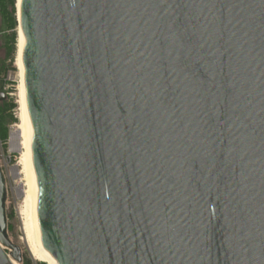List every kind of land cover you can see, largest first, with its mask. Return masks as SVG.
Here are the masks:
<instances>
[{
  "label": "water",
  "instance_id": "water-1",
  "mask_svg": "<svg viewBox=\"0 0 264 264\" xmlns=\"http://www.w3.org/2000/svg\"><path fill=\"white\" fill-rule=\"evenodd\" d=\"M20 10L38 217L58 264H264V0ZM6 194L0 167V264H15Z\"/></svg>",
  "mask_w": 264,
  "mask_h": 264
},
{
  "label": "rangeland",
  "instance_id": "rangeland-1",
  "mask_svg": "<svg viewBox=\"0 0 264 264\" xmlns=\"http://www.w3.org/2000/svg\"><path fill=\"white\" fill-rule=\"evenodd\" d=\"M17 17L19 23L18 0ZM19 25L20 23L16 28L17 36ZM13 31L14 30H7L5 28L0 15V61L1 65L7 69V72L4 73L0 78V87H2L0 95L4 96V101H7L8 103H14L16 105L12 111L14 120L9 125L10 135L8 141L3 143L0 139V167L5 177L7 192L5 198L7 235L12 243L20 247L23 258H30L32 264H48L44 261L36 259L33 255L32 245L34 243L32 244V240L29 238V232L27 230L26 206L23 197L18 192V187L20 185L19 180L22 178L21 172L24 170V162L22 161V159L24 160L23 144L21 143L22 140L16 139L15 141L12 138V133L14 130L16 131L22 123V97L18 66V37L15 45L16 51L14 56L9 57L7 55L6 48L7 35H11ZM5 249L13 258L11 255V247H5ZM14 260L19 264H23L22 261L19 262L16 259Z\"/></svg>",
  "mask_w": 264,
  "mask_h": 264
},
{
  "label": "bare ground",
  "instance_id": "bare-ground-1",
  "mask_svg": "<svg viewBox=\"0 0 264 264\" xmlns=\"http://www.w3.org/2000/svg\"><path fill=\"white\" fill-rule=\"evenodd\" d=\"M18 14L20 23L18 27V66L22 97V123L18 127V129L16 131L14 130V132L12 133L13 140H22L21 143L23 144L24 153V160L22 159V161L24 162V170L21 172L22 178L21 180H19L20 185L18 187V192L23 197L26 206L27 230L29 232V238L32 240V244L34 243L32 245L33 255L36 259L44 261L48 264H58V261L43 248V240L38 217L39 179L33 156L34 131L28 109L26 87L24 81L25 67L23 61V53L25 46V35L21 24L20 0H18ZM13 261L15 264H19L14 259Z\"/></svg>",
  "mask_w": 264,
  "mask_h": 264
},
{
  "label": "trees",
  "instance_id": "trees-1",
  "mask_svg": "<svg viewBox=\"0 0 264 264\" xmlns=\"http://www.w3.org/2000/svg\"><path fill=\"white\" fill-rule=\"evenodd\" d=\"M0 15L2 17L4 26L7 30H14L11 35H7L6 48L7 55L9 57L14 56L17 42V26H18V17H17V0H0ZM7 72L1 65L0 61V78ZM2 87H0V92ZM14 103H8L4 101V98H0V139L3 143L8 141L10 135V124L14 120L12 111L15 108ZM7 234V230H6ZM23 264H32L30 258H23Z\"/></svg>",
  "mask_w": 264,
  "mask_h": 264
}]
</instances>
